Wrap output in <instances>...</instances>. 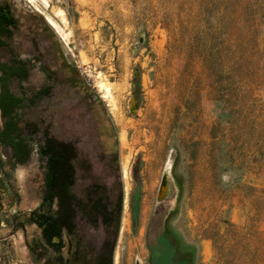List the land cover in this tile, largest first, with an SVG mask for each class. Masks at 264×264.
Instances as JSON below:
<instances>
[{
  "label": "rangeland",
  "instance_id": "obj_1",
  "mask_svg": "<svg viewBox=\"0 0 264 264\" xmlns=\"http://www.w3.org/2000/svg\"><path fill=\"white\" fill-rule=\"evenodd\" d=\"M34 2L0 0L16 21L0 37V58L34 61L31 93L49 86L21 116L32 158L12 166L0 146V264H61L35 223L9 231L10 211L22 220L40 202L44 129L77 147L78 198L123 193L128 224L112 264H147V243L164 225L196 245L201 264H264V0ZM76 222L62 234L63 264H98L103 226L81 213Z\"/></svg>",
  "mask_w": 264,
  "mask_h": 264
},
{
  "label": "trees",
  "instance_id": "obj_2",
  "mask_svg": "<svg viewBox=\"0 0 264 264\" xmlns=\"http://www.w3.org/2000/svg\"><path fill=\"white\" fill-rule=\"evenodd\" d=\"M15 26L16 21L10 9L6 5H0V36L7 35ZM2 45L4 43L0 39V46ZM13 63L9 75L22 79L25 75L22 63L18 58H14ZM0 70L6 71L5 64H0ZM8 99L13 101L12 104L22 101V98L12 92L8 93ZM36 131L32 130L31 134ZM26 140L31 141L30 135L23 134L22 130L16 127L15 122L13 128L4 134L1 141L13 149V156L16 157L24 152ZM39 154L45 160L43 193L38 206L31 210L28 221L41 228L43 243L57 254V258L63 264L61 256V249L64 246L63 231L73 234L79 213L83 214L93 226L102 225L104 228L105 237L98 264H112L113 251L121 225L123 193H120L114 202L106 195H92L93 192L85 199L78 198L72 190L76 178L77 147L71 141L52 136L47 129L43 130ZM92 187L94 193L105 190V186L101 184ZM140 193V183L137 182L129 200L133 231L138 221ZM147 249L148 264H194L196 256L195 246L185 241L178 231L171 228L155 236L147 243Z\"/></svg>",
  "mask_w": 264,
  "mask_h": 264
},
{
  "label": "flooded vegetation",
  "instance_id": "obj_3",
  "mask_svg": "<svg viewBox=\"0 0 264 264\" xmlns=\"http://www.w3.org/2000/svg\"><path fill=\"white\" fill-rule=\"evenodd\" d=\"M0 5H6L9 9V5L6 3H0ZM11 11V10H10ZM12 14V13H11ZM0 37H3L0 36ZM18 60L22 63V67L24 68L25 75L22 79H19L17 77L9 75V70L13 67L14 59L11 61H6L0 58V64H5L6 71L0 70V146L3 148H6L10 152V164L12 166H20L26 164L33 156V146L31 141L26 140L25 141V149L24 152L18 154L16 157L13 156V149L6 145L2 140L4 134L8 133L9 129L13 128L14 123L16 122V127L21 128L20 124L22 121V114L24 110L28 109L30 106H33L36 104V99L45 96L48 93L49 86L48 84L42 83L39 85L34 92H30L28 90L27 85L25 84L30 79V75L32 72V69L34 68L35 64L34 61L29 60H23L21 58H18ZM43 77L48 78L49 73L45 69H42ZM16 80L19 85V93H16L11 88V81ZM12 92L15 96L22 98L21 102H17L16 104H12V100L10 101L8 99V93ZM31 100L33 102L31 103ZM5 110V113L3 111ZM37 153L39 154V148L36 149ZM26 158L24 161H20L22 159ZM2 206L3 203H0ZM2 209H0V212ZM31 212V211H30ZM29 214L25 216L24 219L20 220L19 216L21 213H17L14 211H10V232H15L17 230H20L21 232H24L25 229V223H29ZM25 214V212H22ZM1 225L4 226L3 220L0 221ZM168 228L164 225L161 232L158 233L156 236L163 234ZM41 232V229H40ZM189 243V242H188ZM196 257V256H195Z\"/></svg>",
  "mask_w": 264,
  "mask_h": 264
},
{
  "label": "bare ground",
  "instance_id": "obj_4",
  "mask_svg": "<svg viewBox=\"0 0 264 264\" xmlns=\"http://www.w3.org/2000/svg\"><path fill=\"white\" fill-rule=\"evenodd\" d=\"M28 1L32 4L35 3L34 0H28ZM38 1H40L44 7L49 6L48 0H38ZM36 2H37V0H36ZM46 19L50 25H52L54 28L57 29V31L60 33V37L62 38V40H66L67 39V33L62 28H60V26L53 19H51L49 16H46ZM111 112H112V116H113L115 122L118 124V126L122 125V119H121L122 117L120 118V116H119L120 113L118 114L116 109H114V108H112ZM170 169H171V159L168 158V160L165 164L164 173H163L162 180H161L160 191L164 189V185L166 184V180H167L168 174L170 172ZM125 211H126V209L124 210L123 214L125 213ZM127 224H128V219L126 218V215H123L121 218V227L123 228Z\"/></svg>",
  "mask_w": 264,
  "mask_h": 264
},
{
  "label": "crops",
  "instance_id": "obj_5",
  "mask_svg": "<svg viewBox=\"0 0 264 264\" xmlns=\"http://www.w3.org/2000/svg\"><path fill=\"white\" fill-rule=\"evenodd\" d=\"M190 244L194 245L195 248H196V245L194 243H191L189 242ZM201 260L199 257H198V253H197V249H196V257H195V261H194V264H201ZM148 264V263H147Z\"/></svg>",
  "mask_w": 264,
  "mask_h": 264
},
{
  "label": "water",
  "instance_id": "obj_6",
  "mask_svg": "<svg viewBox=\"0 0 264 264\" xmlns=\"http://www.w3.org/2000/svg\"><path fill=\"white\" fill-rule=\"evenodd\" d=\"M164 192H165V188H164L163 190L160 191V193H159V197H161V196L164 194ZM40 229H41V228H40Z\"/></svg>",
  "mask_w": 264,
  "mask_h": 264
}]
</instances>
